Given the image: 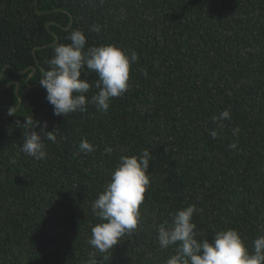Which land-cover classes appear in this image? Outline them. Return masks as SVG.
<instances>
[{"label": "trees", "instance_id": "trees-1", "mask_svg": "<svg viewBox=\"0 0 264 264\" xmlns=\"http://www.w3.org/2000/svg\"><path fill=\"white\" fill-rule=\"evenodd\" d=\"M76 29L86 47L139 59L107 112L89 103L57 116L41 69ZM31 117L57 138L41 161L19 147ZM82 139L95 151L79 152ZM143 149L153 158L138 227L100 253L87 243L99 222L91 204L119 158ZM191 204L201 239L234 229L251 250L264 235V0H0V264H84L90 253L98 264H165L175 246L161 249L156 227Z\"/></svg>", "mask_w": 264, "mask_h": 264}, {"label": "clouds", "instance_id": "clouds-1", "mask_svg": "<svg viewBox=\"0 0 264 264\" xmlns=\"http://www.w3.org/2000/svg\"><path fill=\"white\" fill-rule=\"evenodd\" d=\"M91 31L100 32L98 25H92ZM66 39L69 44H56L53 56L47 60L48 69H41L39 79L41 87L46 90V100L53 106V114L66 116L76 111H84L86 105H95L100 112H107L113 98L122 96L129 87L130 65L138 61V54L114 45L86 47V37L79 29L73 30ZM94 71L98 79L92 84L82 80L83 69ZM146 75V73H145ZM90 88L97 90L96 94L87 99L85 94ZM9 115H14L9 108ZM230 111L222 110L212 120L217 128L223 127L222 122L230 119ZM32 117L22 124L28 131L25 133L20 151L37 161L44 160L47 152L44 141L56 142L54 130L45 131L47 123L40 126L38 134ZM19 124V121L17 122ZM234 134L238 129L233 130ZM213 139L217 131L210 130ZM235 148V144L229 145ZM78 151L84 154L92 153L95 147L86 139L78 145ZM105 151L110 153L111 148ZM152 153L143 149L138 156L119 158L117 166L111 173L110 181L104 190L98 194L91 204V212L98 223L91 226L90 238L87 243L100 253H107L116 246L121 237L131 235L140 221V205L150 184L147 175ZM202 209L191 204L182 210H177L172 216L171 224L167 221L157 225V241L161 249L175 246V253L165 264H264V235L257 236L249 250L238 232L234 229L218 231L212 238L201 239V233L193 222V214ZM84 264H98L94 254Z\"/></svg>", "mask_w": 264, "mask_h": 264}]
</instances>
